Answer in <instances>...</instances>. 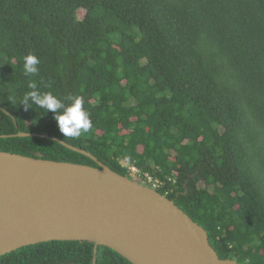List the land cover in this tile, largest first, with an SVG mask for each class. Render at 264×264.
I'll use <instances>...</instances> for the list:
<instances>
[{"label": "trees", "instance_id": "16d2710c", "mask_svg": "<svg viewBox=\"0 0 264 264\" xmlns=\"http://www.w3.org/2000/svg\"><path fill=\"white\" fill-rule=\"evenodd\" d=\"M29 54L40 61L31 78ZM29 79L68 104L83 96L92 128L65 137L55 113L25 110ZM19 133L165 180L159 192L221 259L264 264V0H0V151L97 166ZM94 249L51 241L0 264H93ZM98 264L132 263L99 247Z\"/></svg>", "mask_w": 264, "mask_h": 264}, {"label": "water", "instance_id": "95a60500", "mask_svg": "<svg viewBox=\"0 0 264 264\" xmlns=\"http://www.w3.org/2000/svg\"><path fill=\"white\" fill-rule=\"evenodd\" d=\"M17 136L49 138L97 166L0 151V257L51 241H79L95 245L93 264L99 247L132 264H240L221 259L206 229L149 185L57 138Z\"/></svg>", "mask_w": 264, "mask_h": 264}, {"label": "clouds", "instance_id": "9594fccd", "mask_svg": "<svg viewBox=\"0 0 264 264\" xmlns=\"http://www.w3.org/2000/svg\"><path fill=\"white\" fill-rule=\"evenodd\" d=\"M39 58L34 54L24 57L23 75L31 78L39 73ZM27 87L31 91L24 92L19 99L25 110L29 108L44 109L47 113H55L54 119L58 125L59 131L65 137H79L82 133L92 128L91 114L84 107V97H69L70 104L54 95L51 91H41L33 80L29 79ZM15 103V97L10 96Z\"/></svg>", "mask_w": 264, "mask_h": 264}, {"label": "built area", "instance_id": "2783aa9c", "mask_svg": "<svg viewBox=\"0 0 264 264\" xmlns=\"http://www.w3.org/2000/svg\"><path fill=\"white\" fill-rule=\"evenodd\" d=\"M127 167H129V172L131 173L132 177H134L137 180L142 181L144 184L149 185L151 188L157 191L164 189V187L167 186V182L165 180H162L161 178H157L153 176L150 172L142 173L135 166L128 165ZM169 181L176 182L174 179H171V178H169ZM168 193L169 192L166 191L165 196H168Z\"/></svg>", "mask_w": 264, "mask_h": 264}, {"label": "rangeland", "instance_id": "374dc122", "mask_svg": "<svg viewBox=\"0 0 264 264\" xmlns=\"http://www.w3.org/2000/svg\"><path fill=\"white\" fill-rule=\"evenodd\" d=\"M84 14H85V12H83V11H82V12L80 13V16H81V17H83V16H84ZM123 164H124V165H126V166H128V165H129V164H128V163H126V162H123ZM128 177H130L131 179H134V177H132L131 175H128ZM145 185H147V184H145Z\"/></svg>", "mask_w": 264, "mask_h": 264}]
</instances>
